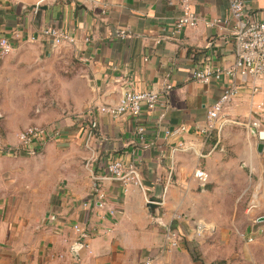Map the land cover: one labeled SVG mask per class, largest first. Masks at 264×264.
I'll return each instance as SVG.
<instances>
[{
  "label": "crops",
  "instance_id": "crops-1",
  "mask_svg": "<svg viewBox=\"0 0 264 264\" xmlns=\"http://www.w3.org/2000/svg\"><path fill=\"white\" fill-rule=\"evenodd\" d=\"M190 3L199 22L178 29L181 0H0V37L47 56L72 47L92 88L89 103L53 124L36 154L20 150L16 134L0 133V144L14 148L19 161L42 154L37 168H9L3 161L11 154L0 152V264H194L183 242L190 227L183 216L200 217L202 235L208 234L216 227L202 220L218 223L212 212L224 204L210 190L242 188L235 182L245 167L264 175V140L246 125L257 118L264 126V77L225 73L236 60L229 0ZM245 4L249 19L264 21V0ZM47 26L68 32L75 43L54 47L41 36ZM205 66L221 69V77L194 80L192 72ZM166 84L170 94L138 116L99 109L118 103L127 89ZM231 85L239 91L222 114L230 121L219 132L200 134L208 110ZM67 142L74 153L56 157ZM116 157L137 165L141 185L110 175L107 164ZM199 168L209 173L205 184L195 177ZM14 188L28 201L16 203ZM78 242L83 246L74 252Z\"/></svg>",
  "mask_w": 264,
  "mask_h": 264
},
{
  "label": "rangeland",
  "instance_id": "rangeland-1",
  "mask_svg": "<svg viewBox=\"0 0 264 264\" xmlns=\"http://www.w3.org/2000/svg\"><path fill=\"white\" fill-rule=\"evenodd\" d=\"M86 72L85 62L70 46L63 45L47 56L35 46L25 45L0 56V133L18 136L28 126L50 128L65 117L78 115L92 94ZM67 143L54 153L56 157L63 152L68 159L74 153V144ZM41 156L19 161L15 155H5L3 164L33 169L41 165ZM237 178L240 189L210 190L219 203L224 201L212 212L218 223L202 220L216 227L212 232L198 234L200 217L183 216L190 226L187 241L204 264H264V220H258L264 216V175L251 174L245 167ZM11 191L18 197L16 203L28 201L25 191Z\"/></svg>",
  "mask_w": 264,
  "mask_h": 264
},
{
  "label": "built area",
  "instance_id": "built-area-1",
  "mask_svg": "<svg viewBox=\"0 0 264 264\" xmlns=\"http://www.w3.org/2000/svg\"><path fill=\"white\" fill-rule=\"evenodd\" d=\"M232 17L235 21V41H236V60L234 64L225 70L227 75H233L240 72L243 75L251 76L255 80L264 77V21L251 20L248 17L245 0H229ZM182 14L176 21L178 29L187 26L195 27L199 22V18L191 7L190 0H181ZM41 36L49 40L54 47L63 44L75 43V38L66 31L55 26H47L41 31ZM35 39V38H33ZM15 46L6 36L0 37V56L12 53ZM221 69H213L205 66L196 68L191 77L202 83H209L214 78H220ZM172 85L166 84L162 90L146 89L136 90L127 89L120 100L116 104L101 105L99 109L102 112L117 116L125 113L138 116L145 108L154 109L162 99H165L171 92ZM238 87L235 85L227 86L218 100L208 110L207 121L203 126L198 127L200 134L206 136L219 132L224 124L230 119L223 118L224 109L234 101L238 94ZM253 92H258V86H254ZM262 103L257 104V108H262ZM222 119L220 124L219 121ZM234 122V121H232ZM251 133L259 140H264V126L257 118H250L246 123ZM185 130V127H179L171 131L178 133ZM53 128H44L42 125L28 126L22 130L19 135L20 150L35 153L39 150L44 142L48 139L49 134L52 135ZM138 134L142 135L143 127H139ZM56 134V133H55ZM15 149L7 145L0 144V152L14 154ZM107 169L111 176L120 179L125 184L141 185L142 178L137 165L134 162L125 163L120 158H112ZM195 177L200 183L205 184L209 180V173L201 168L195 171ZM102 199L103 194L98 193ZM100 199V200H101ZM100 204L103 205L100 201ZM87 205V203H85ZM198 234H203L206 228L201 229V223L197 224ZM75 230L87 236V229H83L79 224L74 225ZM174 245L177 241L173 242Z\"/></svg>",
  "mask_w": 264,
  "mask_h": 264
},
{
  "label": "trees",
  "instance_id": "trees-1",
  "mask_svg": "<svg viewBox=\"0 0 264 264\" xmlns=\"http://www.w3.org/2000/svg\"><path fill=\"white\" fill-rule=\"evenodd\" d=\"M38 150H35V153H37ZM174 227V226H173ZM173 229V228H172ZM185 245L186 247L189 249V251L191 252V255H192V258H193V261L195 264H204L202 262V260L200 258L197 257V254L196 252L192 249V247L189 245V242L187 240H185Z\"/></svg>",
  "mask_w": 264,
  "mask_h": 264
},
{
  "label": "water",
  "instance_id": "water-1",
  "mask_svg": "<svg viewBox=\"0 0 264 264\" xmlns=\"http://www.w3.org/2000/svg\"><path fill=\"white\" fill-rule=\"evenodd\" d=\"M264 147V143H260L259 144V150H262ZM259 221H263L264 220V216H261L258 218ZM83 246L82 243L78 242V243H75L74 246L72 247L73 251L74 252H78V250Z\"/></svg>",
  "mask_w": 264,
  "mask_h": 264
}]
</instances>
